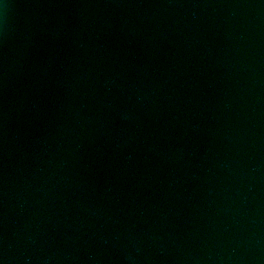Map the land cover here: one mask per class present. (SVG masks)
<instances>
[{"label":"water","instance_id":"1","mask_svg":"<svg viewBox=\"0 0 264 264\" xmlns=\"http://www.w3.org/2000/svg\"><path fill=\"white\" fill-rule=\"evenodd\" d=\"M0 264H264V0H0Z\"/></svg>","mask_w":264,"mask_h":264}]
</instances>
